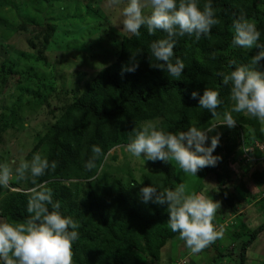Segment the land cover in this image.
Here are the masks:
<instances>
[{
    "label": "trees",
    "instance_id": "16d2710c",
    "mask_svg": "<svg viewBox=\"0 0 264 264\" xmlns=\"http://www.w3.org/2000/svg\"><path fill=\"white\" fill-rule=\"evenodd\" d=\"M205 2H211L221 23L199 41L194 36L176 38L173 61L180 58L185 63L180 79H172L166 72L151 66L149 45L167 34L149 35L142 27L138 38L124 36L114 61L99 69L79 92L67 89V95L72 97L65 104L52 108L54 115L49 124L20 143L21 150L28 149L24 159L31 160L35 153H40L49 162H57L55 172L46 173L39 182L52 190L53 200L60 202L59 211L79 222V239L73 243V264H160L162 248L170 240L179 238L178 233L167 226V206L146 205L138 195L140 188L152 181L164 188L178 186L177 168L172 162L134 158L138 167L128 170V179L120 174L126 168L111 164L108 158L97 160V169L93 172L86 171L84 164L93 155V145L100 146L107 157L116 146L126 151L132 129L145 121L157 122L159 128L174 133L187 130L191 124L206 129L210 123L222 121L224 111L231 107L230 88L223 85L218 73H228L236 66L248 64L251 56L260 51L257 47L250 50L234 47L231 24L241 15L245 16L255 23L261 33L260 40L264 42V0H199L201 8ZM51 31L46 32L45 40ZM2 51L0 54L4 55L8 50ZM132 53L137 54L139 67L122 75V67L129 64ZM17 55L8 51L4 68H0L1 74L7 73L3 93L14 88L20 78L15 70ZM259 68L264 71V60ZM206 87L217 90L223 101L215 118L211 112L199 108V97H192L193 91L203 95ZM43 101L41 98L35 101L40 106L37 115L43 114L41 108L45 105L51 108L47 96L46 103ZM233 116L237 120L235 127L218 125L208 133L206 141V146H210L211 137L219 134V145L213 155L221 159L215 167L202 170L211 174L216 182L217 187L212 192L225 209L222 216L230 212L237 221V224H222L224 218L218 221L214 217L215 227L227 230L230 240L226 243L220 236L195 254L213 252L209 264H220L227 256L232 264H247L251 245L261 235L264 239V221L257 226L248 223V217L264 211V165L256 167L252 173L254 189L246 183L241 184L238 189L243 196L230 190V164L261 163L264 158V152L256 145L257 142L264 144V126L243 114L233 113ZM245 141L253 152L242 151ZM127 155L130 154L125 157ZM17 157V160L21 158ZM0 163L5 161L2 159ZM30 187H33L31 183L15 180L7 188L0 186V217L9 222L26 220L29 213L24 193ZM248 196L247 201L253 198L257 205L247 208L246 214H240L239 203Z\"/></svg>",
    "mask_w": 264,
    "mask_h": 264
},
{
    "label": "clouds",
    "instance_id": "9594fccd",
    "mask_svg": "<svg viewBox=\"0 0 264 264\" xmlns=\"http://www.w3.org/2000/svg\"><path fill=\"white\" fill-rule=\"evenodd\" d=\"M122 4L119 23H112L122 25V34L138 38L142 27L149 35L167 34L165 38L153 41L148 53L151 66L166 72L172 79H180L185 70L182 59L173 61L176 38L194 36L199 41L221 23L211 2H205L201 8L199 0H107L110 8H119ZM145 9H148L147 14ZM231 31L234 47L247 50L257 47L260 51L251 56L248 64L236 66L228 73H218L223 85L230 88L231 107L224 111L222 121L212 122L206 129L191 124L187 130L175 133L159 128L157 122H142L132 129L126 144L130 157L172 162L185 176H197L201 169L215 167L221 159L213 155L219 145V134L212 136L210 146H206L208 133L218 125L235 127L237 120L233 113L254 118L264 126V71L259 68L264 60L261 33L255 23L243 15L233 20ZM138 67L137 54L132 53L121 74L134 72ZM192 97H199V108L211 112L213 118L219 115L217 109L223 101L217 90L206 87L203 95L193 91ZM242 151L253 152L246 146V141ZM92 154L84 164L89 172L97 169L96 161L101 157L107 159L98 145L92 146ZM56 168V161L49 162L40 153H35L31 160L21 157L11 164L0 163V186L7 188L13 180L33 185L24 193L28 218L20 222L0 221V264H73V243L79 239V222L64 216L59 211L60 202L53 200L52 190L39 182L40 177L55 172ZM92 178L95 179V175ZM138 195L146 205L167 206L168 228L178 233L179 239L194 255L222 235L213 224L220 203L203 193L191 191L184 182L175 188H164L152 181L141 187Z\"/></svg>",
    "mask_w": 264,
    "mask_h": 264
},
{
    "label": "rangeland",
    "instance_id": "374dc122",
    "mask_svg": "<svg viewBox=\"0 0 264 264\" xmlns=\"http://www.w3.org/2000/svg\"><path fill=\"white\" fill-rule=\"evenodd\" d=\"M105 3L107 0H0V51L19 54L16 56L18 61H15V70L20 74L17 85L3 93L7 73L0 72V160L8 163L17 160V156L25 157L28 149L25 146L26 150H21L20 143L34 134V131L42 130L49 124L54 115L52 108L60 106V103L65 104L72 97L67 95V89L73 88L79 92L99 69L114 61L120 43L127 35L121 33L122 25L112 24L119 23L123 4L119 8H110ZM147 12L148 9H145V14ZM49 30L52 31L45 40ZM8 51L4 55L0 54V68H4ZM46 96L51 108L45 105V108H41L43 114L37 115L40 106L35 101L41 98L46 103ZM126 154L128 152L121 146H116L107 157L111 164L126 168L120 172L124 179H128V170L138 167V162L130 155L125 157ZM260 165L262 163L255 161L251 164H230L231 192H240L243 196L244 193L238 189L243 183L254 189L252 173L256 167L263 168ZM135 176L140 178L137 172ZM177 176L178 184L184 182L191 191L203 193L217 201L212 192L217 186L211 174L201 169L197 176H185L177 169ZM247 199L249 196L239 203L240 214H246L247 208L257 205L255 199ZM223 211L225 209L221 205L217 209L216 220L224 218L222 224H237L232 213L222 216ZM254 215L248 217L251 225L257 226L264 221V211L258 216ZM0 221H5V218L0 217ZM216 229L222 232L221 236L227 243L230 240L227 235L230 233L219 226ZM263 240L261 235L251 245L247 264L264 263ZM162 249L160 264H177V261L182 264L186 261H191L187 264H200L201 261L209 264L213 254L203 252L193 255L184 241L177 237ZM232 263V259L227 256L220 264Z\"/></svg>",
    "mask_w": 264,
    "mask_h": 264
},
{
    "label": "built area",
    "instance_id": "2783aa9c",
    "mask_svg": "<svg viewBox=\"0 0 264 264\" xmlns=\"http://www.w3.org/2000/svg\"><path fill=\"white\" fill-rule=\"evenodd\" d=\"M256 145L258 148H260L264 152V144L263 143L257 142ZM261 163L264 165V158L262 159Z\"/></svg>",
    "mask_w": 264,
    "mask_h": 264
},
{
    "label": "crops",
    "instance_id": "0c3cea01",
    "mask_svg": "<svg viewBox=\"0 0 264 264\" xmlns=\"http://www.w3.org/2000/svg\"><path fill=\"white\" fill-rule=\"evenodd\" d=\"M264 233V232H263ZM163 250V249H162ZM191 262V261H190ZM186 263H187V261H186ZM185 263V264H186ZM177 264H182L180 261H177ZM191 264H193V263H191ZM203 264V263H202ZM260 264H264L263 262H261Z\"/></svg>",
    "mask_w": 264,
    "mask_h": 264
}]
</instances>
